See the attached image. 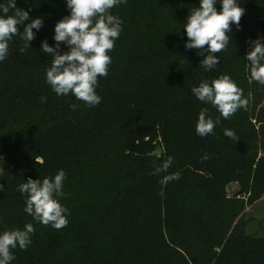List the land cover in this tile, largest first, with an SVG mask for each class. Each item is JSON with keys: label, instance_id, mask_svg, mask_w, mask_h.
<instances>
[{"label": "trees", "instance_id": "16d2710c", "mask_svg": "<svg viewBox=\"0 0 264 264\" xmlns=\"http://www.w3.org/2000/svg\"><path fill=\"white\" fill-rule=\"evenodd\" d=\"M239 3L240 27L232 25L211 71L199 67L196 49H185L183 24L199 0H127L113 8L122 32L98 81L102 100L88 107L46 83L53 57L41 43L55 46L54 26L70 14L66 0H16L31 18L43 17V27L33 29L23 52L14 37L0 62V232L35 228L10 264H264V238L248 235L243 220L264 198V120L254 101L260 85L244 59L252 40L264 41V0ZM221 74L248 100L230 119L192 93ZM205 107L220 123L200 137L195 126ZM169 157L167 172L157 173ZM61 169L69 223L56 230L24 211L18 188ZM176 173L179 179L161 184Z\"/></svg>", "mask_w": 264, "mask_h": 264}, {"label": "clouds", "instance_id": "9594fccd", "mask_svg": "<svg viewBox=\"0 0 264 264\" xmlns=\"http://www.w3.org/2000/svg\"><path fill=\"white\" fill-rule=\"evenodd\" d=\"M220 10H217V3ZM127 0H66L70 14L56 22L54 26L55 46L47 40L42 41L41 50L53 59L46 69V83L58 95L71 94L88 107L98 105L102 97L96 92L99 78L107 77L112 64L109 53L115 47L122 32V19L112 14V9L126 4ZM245 9L239 0H199L193 8L183 29L187 35L186 50L196 49L203 56L199 67L211 71L219 63L216 54L226 50L232 32V25L239 29ZM27 22V23H26ZM23 25V31L20 26ZM43 27V17L31 18L29 11L17 7L16 0L0 3V62L9 55L10 41L19 36L23 41L21 52L30 48V42ZM61 44L67 51L61 52ZM244 59L248 62L251 80L264 86V41L257 38L250 42L249 51ZM193 95L202 103L215 108L223 119H230L238 110L246 109L248 100L243 90L227 74L211 80H202L192 88ZM73 110L77 105H71ZM220 118L213 120L207 107L201 108L195 126L196 134L205 137L214 133ZM224 135L237 140L235 132L224 130ZM207 154L202 159L207 160ZM172 163L169 157L157 173L167 172ZM66 173L59 170L54 176L41 179L28 178L19 185L18 191L24 194L28 213L36 222L51 226L56 230L67 227L69 210L60 203ZM179 179V174L165 175L161 184ZM34 225L27 223L23 229L14 228L0 232V264H10L16 257L13 250H27L32 243Z\"/></svg>", "mask_w": 264, "mask_h": 264}, {"label": "rangeland", "instance_id": "374dc122", "mask_svg": "<svg viewBox=\"0 0 264 264\" xmlns=\"http://www.w3.org/2000/svg\"><path fill=\"white\" fill-rule=\"evenodd\" d=\"M254 101L255 103L258 101L255 111L264 120V88L261 85L258 92L254 95ZM235 188L234 185H231L229 191L232 193L235 191ZM243 220L246 222L245 231L248 235L256 238H264V198L253 207L247 209Z\"/></svg>", "mask_w": 264, "mask_h": 264}]
</instances>
